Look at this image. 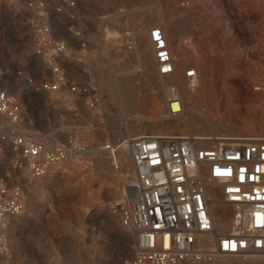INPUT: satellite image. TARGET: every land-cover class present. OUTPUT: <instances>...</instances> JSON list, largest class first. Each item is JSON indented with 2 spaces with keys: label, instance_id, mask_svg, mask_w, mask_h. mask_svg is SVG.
<instances>
[{
  "label": "rangeland",
  "instance_id": "obj_1",
  "mask_svg": "<svg viewBox=\"0 0 264 264\" xmlns=\"http://www.w3.org/2000/svg\"><path fill=\"white\" fill-rule=\"evenodd\" d=\"M61 1L63 0H0V66L4 74L3 81L5 82L10 77L8 86L2 81V89L7 90L13 95L9 91V86L15 88L18 82L21 81L25 82L33 92L24 106L21 103V99L13 95L22 107L20 123L26 125L25 131H21L22 133L16 131V133L29 136L38 141H45L48 144L51 136L59 138L61 143L65 142L67 138H74L77 144H83L82 146L86 148V151L89 146V140L96 144L97 147L102 148L105 144H116L123 141L135 132H139L140 135L163 133L165 131V119L152 120L156 126V129L153 131L145 125L146 123L143 120L138 119L142 114L150 115L146 111L140 113L139 111L126 112L128 117L132 119V123L127 125L126 130L119 131V129L123 128L122 126L126 122L125 117L122 115L124 111L121 110L120 106L122 98L127 97L133 101H139L140 99L149 100L156 93V89L151 84L150 77L147 75L144 66L137 55L134 54L135 42L137 40L136 31L134 30H136V25L140 23L142 18H149L151 15L154 18L152 19V24L147 26V29H151L154 26L168 27L163 14L165 12L164 0H69L74 6H72L73 8L62 9V12L64 11L67 14L66 19L59 17L61 14L59 10L62 7ZM168 1L175 2L176 0ZM204 1L177 0L175 2L177 6L183 7L186 10L176 16L185 15V17L188 16L190 19L195 20L193 25L190 21L189 27H186L185 39L183 41L185 43L191 41L202 42L205 54H210V56L216 54L219 58L223 59L221 63L223 66H218L215 62L212 64L214 75L209 76L208 79L214 85L219 81L218 72L224 71L228 73L233 68L232 64L243 69L237 76L230 77L226 74L222 77L223 79H231L228 84H225L229 89V94H227L229 100L233 101L238 109L242 108V111H244L243 107L247 104L246 98L261 93L262 90L260 88L264 86V8L262 7L264 6V2L259 0ZM242 4L245 8L241 7ZM197 19L199 22L196 21ZM153 22L155 23L153 24ZM43 26L50 28L51 33L48 35L47 41L52 44L64 43L66 48H68L69 33L77 37L79 45L71 51V58L73 59L63 62L59 57L55 58L54 50L51 47L43 51V57L36 56L41 45L40 30ZM106 32L108 33L107 35ZM167 33L173 55L175 54L176 64L178 63L177 69H182L185 86L192 91L184 73L186 69L197 66L196 59L187 45V52L184 54L185 60L187 59L186 64L184 66L179 65L180 56L171 39L169 29ZM123 38H125V41ZM238 46H241L240 49H238ZM150 47L154 57L151 43ZM193 51H196V49ZM28 56L31 58L28 59ZM34 62L37 63V67L34 66ZM74 63L76 64L74 65ZM56 66L65 72L70 81V86H62L58 93L62 92L65 96L61 100L57 99V104L50 106L51 104L48 99L43 97L42 99L38 96V94L50 93L38 91V87L31 86L29 81L33 80L39 85L41 82L53 80L51 69ZM252 66L253 68H251ZM71 86H75L77 90L72 91ZM22 88L23 86H19L17 90H14V93H20L23 90ZM197 88H199V85ZM215 88L218 106L222 107L226 95L221 93L219 83L215 85ZM47 97H50V95ZM206 101L207 99L202 93V101L197 104V111H195L197 122L199 124L207 123L206 126L195 130L192 124H187L180 131L177 128H171L168 133H184L192 136L206 137L208 135L200 134H204L203 132H205L210 134L209 137H212L216 130V122L223 119V117L221 111L214 113L210 110L209 103ZM255 109L256 107L252 106L248 111L256 114L259 113V109ZM238 114H241V112H238ZM87 121L90 122L88 123ZM166 121L168 122V120ZM173 122L176 123L175 119ZM77 128L80 129L76 130ZM5 131L14 132L15 130L5 128ZM232 132L238 136H257V133H250L243 127H237ZM197 133L199 135H196ZM263 134L264 131L258 133V136ZM4 151L5 149H3L0 155ZM87 152L76 154L77 164L67 166L64 164V167L61 166L59 170H53V172H63V176L59 179L56 178L55 182L42 192L41 190H37L33 193L22 182H18L14 177H11L9 165L0 166V180L4 181L2 185L22 190L23 212L26 209V212L30 216L27 221L20 223L15 228L9 249L4 250L7 259L5 258L0 264H132L136 256L137 244L130 243L133 252L130 256L126 257L125 249L127 242H123L125 241L123 237L115 234L116 230L109 228L105 217L108 213L112 212L116 215L113 211V206L126 202L121 197V192L127 189L126 185H129V183L121 180L120 176H127L132 174V172L121 169L120 173H114L111 165L107 166L112 163L107 153L104 155L105 160L99 161L97 154ZM18 161L19 158L15 157L12 161L13 166L11 164V167L18 169ZM29 175L32 177L30 173ZM96 176L98 178H95ZM103 177L107 178L104 180ZM73 179L76 181L74 182ZM29 205L31 206L30 208ZM230 210V219L232 220L233 209L231 208ZM116 216L118 223L121 224L120 217ZM102 217L105 218L103 219ZM127 231L136 239L137 235L134 231L131 229H127Z\"/></svg>",
  "mask_w": 264,
  "mask_h": 264
},
{
  "label": "built area",
  "instance_id": "obj_2",
  "mask_svg": "<svg viewBox=\"0 0 264 264\" xmlns=\"http://www.w3.org/2000/svg\"><path fill=\"white\" fill-rule=\"evenodd\" d=\"M63 8L74 6L61 1ZM51 30L41 27V45L36 56L43 57L48 47L55 58L65 51L64 43L47 41ZM158 73H175V58L166 32L160 26L149 31ZM53 80L29 83L43 93H55L70 81L59 67L51 69ZM190 87L199 85L198 70L184 73ZM0 66V120L20 123L22 107L2 89ZM76 91L75 86H71ZM171 98L169 114L177 116ZM201 139L182 133L143 134L102 146L113 164L121 148L132 152L136 167L133 186L137 199L132 206L118 203L113 211L121 225L137 235V252L132 264H210L221 255L264 254V135L227 136L209 148L199 146ZM8 147L19 156L17 168L27 167L33 178H43L59 169L73 151L86 153L74 138L50 146L29 136L6 132L0 127V153ZM221 190L223 201L233 208L231 231L218 234L210 213V188ZM24 210L20 188L0 185V252L6 243L7 218Z\"/></svg>",
  "mask_w": 264,
  "mask_h": 264
},
{
  "label": "bare ground",
  "instance_id": "obj_3",
  "mask_svg": "<svg viewBox=\"0 0 264 264\" xmlns=\"http://www.w3.org/2000/svg\"><path fill=\"white\" fill-rule=\"evenodd\" d=\"M177 1V0H176ZM175 1V2H176ZM193 2L196 0H192ZM201 1V0H200ZM204 1V0H203ZM206 1V0H205ZM204 1V2H205ZM211 1V0H210ZM222 1V0H221ZM220 1V2H221ZM243 1V0H242ZM249 1V0H248ZM259 1H263L264 0H259ZM164 8H165V12L164 14V20L167 24L168 27L163 28L164 31L167 33V30L169 29V32L171 33V39L173 40V43L175 44L176 47V51L179 54V65H185L186 64V60H185V56L184 54L187 52V45L189 46L193 56L196 59L197 62V66L195 67L198 70V79H199V88H195L189 90L186 86H185V80L183 79L184 76H182V69L178 70L177 69V64L175 61V67H176V71L173 75L171 76H161L159 75L158 71H157V65L155 63V57H153L152 52H151V47H150V43L151 40L149 38V31L150 29H147V26L152 24V19L154 18L152 15L149 18H142L140 23H138L136 25V35H137V40L135 42V53L137 55V57L139 58L141 64L144 66L145 71L147 73V75L150 77V82L151 84L154 86V88L156 89V93L154 96H151L152 98L149 100L146 99H140L139 101H133L127 97H124L121 99V110L124 111V113L122 114L125 119L126 122L124 124V126H122L123 128L119 129V131H122L123 129H127V125L129 123H132V119L128 117V115L126 114V112H135V111H139L143 112H149L150 115L147 116L143 115L140 116L138 119L143 120V122H145L148 128H150L152 131L156 129L155 124L152 122V120L155 119H160V120H164V128L165 131L163 133L160 134H168V132H170L171 128H177L179 129V131L183 128H185V126H187V124H192L194 129H201L203 126H206V124H199L197 122V119L195 117V111H197V104L199 102L202 101V93L203 95H205L207 101L209 103V108L210 110H212L214 113H218L221 111L222 113V117L223 119H221L220 121L218 120L216 123V130L215 133L212 135V137H209V133H205L204 134L200 133L201 135H208L206 137H198L195 136L199 139H201L202 141H200L198 143L199 146H202L204 148H209L212 147L215 143L216 140L220 139V138H225L227 136H234L237 134H234L232 131L233 129L237 128V127H243L246 128L250 133L256 134L258 136V133H261L264 131V86H262V88H260L261 93L256 94L252 97H245L247 99V104L242 108H239L236 106V104H234L233 101H230L227 94H229V89L228 86L225 84H228V82H230V80L228 78H224L222 76H225L226 74L229 75L230 77L232 76H237V74L239 75V73H241L243 71V69L240 67H236L235 65L232 64L233 68L230 69V71L228 73L223 72H218V77H219V81L217 83L220 84V90L221 93L225 94V102L222 105V107L218 106L217 103V98L215 95L216 92V88L215 85L217 83L211 82L208 77L211 75H214V72L212 71V64L215 62L216 64H218V66H223V64H221L223 62L222 58H219V56H217L216 54H213L210 56L205 54L203 52L204 47H203V43L202 42H189V43H185L183 40L185 39V30L186 27H189V23L190 21L193 23H195L194 19H190L188 16L185 17V15L183 16H176L177 14H179L180 12L184 11L185 8L177 6L175 4V2L173 1H166L164 0ZM190 2V1H189ZM198 2V0H197ZM233 2V1H232ZM180 3V2H179ZM223 3V2H222ZM251 3V2H250ZM249 3V4H250ZM59 4V3H57ZM187 4V3H186ZM190 4V3H189ZM192 4V3H191ZM209 4V3H208ZM248 4V3H247ZM263 4V3H261ZM203 5V4H202ZM239 5V4H238ZM194 6V5H193ZM192 6V7H193ZM243 6V4L241 5V7ZM207 7V6H206ZM228 7V6H227ZM244 7V6H243ZM248 7V6H247ZM260 7V6H259ZM264 8V6H262ZM261 7V8H262ZM60 8V7H59ZM73 8V7H72ZM245 8V7H244ZM162 9V8H161ZM189 9V8H188ZM199 9V8H198ZM258 9V8H257ZM196 10V9H195ZM247 10V9H246ZM67 11V10H66ZM186 11V10H185ZM198 11V10H196ZM245 11V10H244ZM252 11V10H251ZM261 11V10H260ZM203 12V11H202ZM228 12V11H227ZM238 12V11H237ZM243 12V11H242ZM193 13V12H192ZM204 13V12H203ZM136 14V13H134ZM239 14V13H238ZM241 14V13H240ZM143 15V14H142ZM200 15V14H199ZM118 16V15H117ZM192 16V15H191ZM202 16V15H200ZM199 16V17H200ZM204 16V14H203ZM246 16V13H245ZM60 18L66 19L67 14L63 11L60 15ZM157 17V16H156ZM209 17V15H208ZM73 18V17H71ZM136 18V17H135ZM138 18V16H137ZM141 18V17H139ZM161 19V18H160ZM208 19V18H206ZM205 20V19H204ZM62 21V20H61ZM115 21V20H114ZM135 21V20H134ZM163 21V20H162ZM198 21V19L196 20ZM132 22V21H131ZM161 22V21H160ZM199 22V21H198ZM206 22V21H205ZM204 22V23H205ZM210 22V21H209ZM58 23V22H57ZM106 23V22H104ZM155 22H153L154 24ZM162 23V22H161ZM102 24V23H101ZM116 24V23H115ZM163 24V23H162ZM161 24V25H162ZM130 25V24H129ZM135 25V24H134ZM159 25V24H158ZM164 25V24H163ZM196 25V24H195ZM206 25V24H204ZM218 25V24H217ZM203 26V25H202ZM239 26V25H238ZM237 26V27H238ZM104 27V26H103ZM192 27V26H191ZM212 27V26H211ZM215 27V25H214ZM72 28V27H71ZM101 28V27H100ZM115 28V27H114ZM195 28V27H194ZM207 28V27H206ZM217 28V27H216ZM214 28V29H216ZM105 29V28H104ZM103 29V30H104ZM110 29V28H109ZM116 29V28H115ZM191 29V28H189ZM197 29V28H196ZM205 29V28H204ZM195 30V29H194ZM199 30V29H198ZM114 31V30H113ZM208 31V30H207ZM239 31V30H238ZM241 31V30H240ZM63 32V31H62ZM120 32V31H119ZM202 32V31H201ZM200 32V33H201ZM209 32V31H208ZM222 32V31H221ZM235 32V31H234ZM108 33L106 32V35ZM195 34V33H194ZM229 34V33H228ZM244 34V33H243ZM68 35V34H66ZM208 35V34H207ZM225 35V34H224ZM223 35V36H224ZM245 35V34H244ZM263 35V34H262ZM194 36V35H193ZM221 36V35H220ZM242 36V34H241ZM168 37V35H167ZM229 37V36H228ZM38 38V37H37ZM108 38V37H107ZM120 38V37H119ZM118 38V39H119ZM207 38V37H206ZM112 39V38H111ZM117 39V40H118ZM125 38H123L124 40ZM205 39V38H204ZM201 40V39H200ZM219 40V37H218ZM244 40V39H243ZM242 40V41H243ZM125 41V40H124ZM170 41V40H169ZM212 41V40H211ZM219 42V41H216ZM210 43V41H209ZM212 43V42H211ZM228 43V42H227ZM207 44V43H206ZM216 44V43H215ZM219 44V43H218ZM217 44V45H218ZM226 44V43H225ZM238 44V42H237ZM242 44V43H241ZM79 45V42L77 40V37L74 36L72 33H69L68 36V48H66L65 45V51L59 56V58L63 61V62H67L70 61L71 59V51H73L72 49L74 47H77ZM205 45V44H204ZM211 45V44H210ZM216 45V46H217ZM221 45V44H220ZM174 46V45H173ZM172 46V47H173ZM209 46V45H208ZM222 46V45H221ZM230 46V45H228ZM107 47V46H106ZM120 47V46H119ZM223 47V46H222ZM239 47V46H238ZM241 47V46H240ZM240 47L238 49H240ZM218 48V47H215ZM221 48V47H219ZM226 48V47H225ZM229 48V47H228ZM237 48V47H236ZM196 51H193L195 50ZM212 49V47H211ZM233 49V48H231ZM235 49V48H234ZM245 49V48H244ZM80 50V49H79ZM108 50V48H107ZM111 50V49H110ZM109 50V51H110ZM153 50V49H152ZM172 50V49H171ZM223 50V49H222ZM76 51V50H75ZM113 51V50H112ZM123 51V50H122ZM189 51V50H188ZM77 52V51H76ZM223 52V51H222ZM242 52V50H241ZM106 53V52H105ZM112 53V52H110ZM121 53V52H120ZM123 53V52H122ZM173 53V52H172ZM221 53V52H220ZM241 54V53H240ZM80 55V54H79ZM91 55V54H90ZM96 55V54H95ZM107 55V54H106ZM112 55V54H111ZM175 55V54H174ZM248 55V54H247ZM76 56V55H75ZM74 56V57H75ZM81 56V55H80ZM101 56V54H100ZM246 56V55H245ZM31 58L28 56V59ZM129 58V57H128ZM244 58V57H243ZM38 59V58H37ZM36 59V60H37ZM84 59V58H83ZM105 59V58H103ZM112 59V58H111ZM191 59V58H189ZM239 59V57H238ZM41 60V59H40ZM44 60V59H43ZM76 60V59H75ZM110 60V59H109ZM48 61V60H47ZM77 61V60H76ZM112 61V60H111ZM125 61V60H124ZM195 61V60H194ZM234 61V60H233ZM240 61V60H239ZM244 61V60H243ZM242 61V62H243ZM246 61V60H245ZM36 62V61H35ZM33 63L35 67H37V63ZM40 62V61H39ZM81 62V61H80ZM106 62V60H105ZM115 62V61H114ZM122 62V61H120ZM139 62V63H140ZM238 62V61H237ZM104 63V62H103ZM107 63V62H106ZM111 64V62H109ZM236 63V62H235ZM241 63V62H239ZM49 64V63H48ZM76 63H74L75 65ZM117 64V63H116ZM195 64V62H194ZM242 64V63H241ZM246 64V63H245ZM244 64V65H245ZM250 64V63H249ZM255 64V63H254ZM66 65V64H65ZM119 65V64H118ZM243 65V66H244ZM248 65V64H247ZM192 66V65H191ZM241 66V65H240ZM251 66V65H249ZM112 67V66H111ZM263 67V66H262ZM119 68V67H118ZM247 68V67H246ZM253 68V66L251 67ZM255 68V67H254ZM114 69V68H113ZM120 69V68H119ZM260 69V68H259ZM121 70V69H120ZM252 70V69H251ZM258 70V69H257ZM45 71V70H44ZM118 71V70H117ZM122 71V70H121ZM249 71V70H248ZM252 72V71H251ZM93 73V72H92ZM184 73V72H183ZM30 74V73H29ZM121 74V73H119ZM255 74V73H254ZM262 74V73H261ZM94 75V74H93ZM257 75V74H256ZM229 77V78H230ZM6 78V77H5ZM4 78V79H5ZM94 78V77H93ZM9 79L10 77L4 82V84L8 86L9 83ZM23 79V78H22ZM95 79V78H94ZM25 80V79H24ZM187 81V80H186ZM262 81V80H261ZM263 81H264V73H263ZM232 82V81H231ZM236 82V81H235ZM145 84V83H144ZM187 84V83H186ZM262 84V83H261ZM19 86H23V90L20 93H14L15 89L17 90V88ZM217 87V86H216ZM30 87L25 83V82H21L19 81L18 84L15 86V88L9 86V91L11 93H13V95H15L16 98L21 99V103L24 106V104L28 101L30 95H32V91L29 89ZM77 90V89H76ZM145 91V90H144ZM147 91V90H146ZM36 93V92H35ZM38 93V92H37ZM65 93V92H64ZM76 93V92H74ZM86 93V92H85ZM82 94V93H81ZM37 95V94H36ZM50 97H47L49 96ZM77 95V94H76ZM84 95V94H83ZM38 96H40L39 98H45L48 99L49 103L51 104L50 106H53L55 104L58 103V100L63 99V96H65L64 94H62V92L59 94L57 92L55 93H50V94H41ZM37 96V97H38ZM80 96V95H79ZM42 98V99H43ZM171 98H178L180 101L179 102H175L173 103V108L175 111H179L180 113L177 116H172L169 114V105H170V99ZM58 99V100H57ZM68 99V98H67ZM76 99V98H75ZM78 99V98H77ZM73 100V99H72ZM71 100V101H72ZM222 100V99H220ZM68 101V100H67ZM74 101V100H73ZM240 101V100H239ZM30 102V101H29ZM240 103V102H239ZM30 104V103H29ZM244 104V103H243ZM47 105V104H46ZM252 106L256 107V109H259V113H251L249 110V108ZM202 108V107H201ZM203 109V108H202ZM255 109V110H256ZM82 110V109H81ZM84 110V109H83ZM202 111V110H201ZM253 111V110H252ZM28 112V111H27ZM122 112V111H121ZM238 112H241V114H238ZM256 112V111H255ZM258 112V111H257ZM211 113V112H210ZM220 114V113H219ZM95 115V113H94ZM93 115V116H94ZM199 115V114H198ZM216 115V114H215ZM31 116V115H30ZM208 116V115H207ZM136 117V116H135ZM201 117V116H200ZM204 117V116H203ZM209 117V116H208ZM27 118V117H26ZM82 118V117H81ZM86 119V118H85ZM95 119V117H94ZM176 121V123H174L173 121ZM216 119V118H215ZM219 119V118H218ZM29 120V119H28ZM93 120V119H92ZM134 120V119H133ZM168 120V122L166 121ZM24 121V120H23ZM30 122V121H29ZM32 122V121H31ZM88 122V121H87ZM90 122V121H89ZM88 122V123H89ZM156 122V121H154ZM159 122V121H158ZM209 122V120H208ZM76 123V122H75ZM80 123V122H79ZM87 124V123H84ZM163 124V123H162ZM58 125V124H57ZM138 125V124H137ZM136 125V126H137ZM144 125V124H143ZM65 126V125H63ZM82 126V125H81ZM211 126V125H210ZM0 127H5V128H10V129H14L17 132H21V131H25L24 129L26 128V125L24 123H12L9 120L6 119H2L0 120ZM76 127V126H75ZM74 127V128H75ZM69 128V127H68ZM84 128V127H83ZM112 128V127H111ZM55 129V128H53ZM60 129V128H59ZM80 128H77L76 130H79ZM212 129V128H211ZM56 130V129H55ZM64 130V129H63ZM92 130V129H91ZM95 130V129H94ZM103 130V129H102ZM110 130V129H109ZM149 130V129H148ZM158 130V129H157ZM185 130V129H184ZM190 130V129H189ZM237 130V129H236ZM58 131V129H57ZM66 131V129H65ZM69 131V130H68ZM71 131V130H70ZM75 131V130H74ZM85 131V130H84ZM97 131V130H96ZM172 131V130H171ZM191 131V130H190ZM198 131V130H197ZM203 131V130H202ZM212 131V130H211ZM240 131V130H239ZM61 132V131H60ZM80 132V131H79ZM128 132V131H127ZM125 132V133H127ZM135 132V131H134ZM156 132V131H155ZM159 132V131H158ZM182 132V131H181ZM184 132V131H183ZM214 132V130H213ZM241 132V131H240ZM247 132V131H246ZM22 133V132H21ZM33 133V132H32ZM36 133V132H35ZM38 133V132H37ZM71 133V132H70ZM26 134V133H25ZM31 134V133H30ZM29 134V135H30ZM90 134V133H89ZM96 134V133H95ZM109 134V133H108ZM151 134V133H150ZM153 134V133H152ZM184 134V133H183ZM212 134V133H211ZM36 135V134H35ZM34 135V136H35ZM91 135V134H90ZM89 135V136H90ZM119 135V134H117ZM140 135L139 132H135L131 135H129L128 137H132V136H137ZM196 135H199L198 133ZM264 135V134H263ZM96 136V135H95ZM238 136V135H237ZM249 136V135H248ZM256 136V135H255ZM261 136V135H260ZM50 137V136H49ZM63 137V136H62ZM87 137V136H86ZM127 137V138H128ZM35 138V137H34ZM126 138V139H127ZM85 139V138H84ZM48 141V140H47ZM85 141V140H84ZM89 146L87 149V153H93V154H97V158L99 159V161H104L105 157L104 155L106 154L102 148H99V146L97 147L96 144H94L91 140H89ZM49 145L50 146H54V145H59L61 144L59 138H56L54 136H51L49 138ZM82 143V142H81ZM83 145V144H82ZM86 146V145H85ZM76 154H82L79 152H75L73 151L68 159V161L65 163V166L67 165H73L77 162V155ZM83 156V155H82ZM19 158V156L17 154H13L10 149L8 147L5 148L4 153H2L0 155V166L1 165H9L10 169H9V173L11 177H14L16 181L18 182H22L29 190L36 192L37 190H41V192L43 190H46L52 183L55 182L56 178H62L63 176V172L61 171H56L53 172L51 171L49 174H47L45 177L43 178H34L30 177L29 172H28V168L25 166L22 169H16L15 167H11V164L13 163V159L14 158ZM84 158V157H83ZM109 160V159H108ZM95 161V160H94ZM110 161V160H109ZM82 162V160H81ZM93 163V162H92ZM77 164V163H76ZM95 164V162H94ZM102 165V164H101ZM112 167L114 173L117 172L120 173V170H126V171H131L132 174H129L127 176H120L121 180H124L126 182L129 183V185H126L127 189H124L123 192H121V197L123 199L126 200L127 204L129 206H132V204L136 201L137 199V193L135 192L133 186L135 184V178H136V167L133 161V156H132V152L130 151V149L127 146H124L123 148H121L118 152L117 155V163L116 165L111 163L107 166ZM13 166V164H12ZM64 167V166H63ZM104 167V166H103ZM61 168V167H60ZM94 168V166H93ZM108 168V167H107ZM6 169V167H5ZM66 169V168H65ZM96 169H98L96 167ZM102 169V168H101ZM111 169V170H112ZM2 170V169H1ZM59 170V169H58ZM3 171V170H2ZM5 171V170H4ZM8 171V170H7ZM75 172V171H74ZM73 172V173H74ZM103 172V171H102ZM99 172V173H102ZM108 172V171H107ZM70 173V172H69ZM97 173V172H96ZM104 173V172H103ZM125 173V171H124ZM67 174V173H65ZM82 174V173H81ZM107 174V173H106ZM83 175V174H82ZM95 175V174H94ZM110 175V174H109ZM66 176V175H65ZM74 176V175H72ZM78 176V175H77ZM102 176V175H101ZM112 176V175H111ZM76 177V176H75ZM74 177V178H75ZM100 177V174H99ZM119 177V176H118ZM117 177V178H118ZM68 178V177H66ZM84 178V177H83ZM95 178H98L97 176ZM93 178V179H95ZM104 180L107 177H103ZM115 178V177H114ZM11 180V179H10ZM14 180V181H15ZM64 180V179H63ZM87 180H89L87 178ZM86 180V181H87ZM97 180V179H96ZM95 180V181H96ZM111 180V179H110ZM74 181V179H73ZM76 181V180H75ZM74 181V182H75ZM85 181V180H84ZM94 181V180H93ZM13 182V180H12ZM113 182V181H112ZM4 183V181L0 180V185H2ZM70 183V181H69ZM77 183V182H76ZM75 183V184H76ZM83 183V182H82ZM86 183V182H85ZM91 183V182H90ZM97 183V182H96ZM104 183V182H103ZM108 183V182H107ZM122 183V182H121ZM116 184V183H115ZM73 185V184H72ZM87 185V184H86ZM91 185V184H90ZM104 185V184H103ZM102 185V186H103ZM108 185V184H107ZM115 186V185H114ZM125 186V185H124ZM23 187V186H22ZM109 187V186H108ZM104 188V187H103ZM117 188V187H116ZM98 189V188H97ZM100 189V188H99ZM115 189V188H114ZM73 190V188H72ZM76 190V189H75ZM87 190V189H86ZM96 190V189H95ZM94 190V191H95ZM117 190V189H116ZM71 191V190H70ZM88 191V190H87ZM105 191V190H104ZM75 192V191H74ZM78 192V190H77ZM96 192V191H95ZM117 192V191H116ZM72 193V192H71ZM100 193V192H99ZM112 193V190H111ZM31 194V193H30ZM73 194V193H72ZM76 194V193H75ZM79 194V193H78ZM108 194V193H107ZM53 195V194H52ZM59 195V194H58ZM36 196V195H35ZM82 196V195H80ZM99 196V195H97ZM95 196V197H97ZM40 197V196H39ZM88 197V196H87ZM100 197V196H99ZM209 197L211 199V203H210V213L212 216V219L214 221L215 227H216V231L218 234H226L229 233L231 231V219H230V212H231V206L226 204L223 201L222 198V194H221V190H219L218 188H210L209 189ZM104 198V197H103ZM107 198V197H106ZM25 199V198H24ZM35 199V198H34ZM45 199V198H44ZM48 199V198H47ZM56 199V198H55ZM27 200V199H26ZM38 200V199H37ZM88 200V199H87ZM47 201V200H46ZM93 201V200H92ZM27 202V201H26ZM125 202V203H126ZM29 203V202H28ZM37 203V202H36ZM122 203V202H121ZM26 204V203H25ZM90 204V203H89ZM94 204V203H93ZM96 204V203H95ZM112 204V203H111ZM126 204V205H127ZM31 205V204H30ZM29 205V208L31 207ZM33 205V204H32ZM35 205V204H34ZM43 206V205H42ZM86 206V205H85ZM91 206V205H90ZM34 207V206H33ZM96 207V206H95ZM28 208V206H27ZM90 208V207H89ZM233 209V208H232ZM29 210V209H28ZM27 210V211H28ZM31 210V209H30ZM34 211V210H33ZM32 211V212H33ZM42 211V209H41ZM110 212H112L111 210H109ZM36 212V211H35ZM34 213V212H33ZM84 213V212H82ZM88 214V212H87ZM100 214V213H99ZM106 215V214H104ZM29 214L25 211L18 216H10L7 218V226H6V231H5V239L6 243L4 246V250H8L9 249V244L11 243V240L13 238L14 235V231L15 228L22 222L27 221L29 219ZM84 217V215H83ZM106 220L108 221L109 224V228H112L114 230H116L115 234H118V236H122L123 239L125 241L123 242H127L126 244V249H125V256H130L133 252V249H131L130 247V243H136L137 244V237L135 239V237L131 236V234L127 231V228H123V226H121V224L118 223L117 220V216L112 213H108L106 216ZM104 217V218H105ZM103 218V217H102ZM103 218V219H104ZM85 220V219H84ZM103 220V221H106ZM33 221V220H32ZM28 223V222H27ZM87 223V222H86ZM25 226V225H24ZM23 226V227H24ZM22 227V226H21ZM105 228V227H104ZM18 231V229H17ZM16 231V232H17ZM111 231V230H110ZM83 233V232H82ZM81 233V234H82ZM85 234V233H84ZM111 234V233H110ZM114 238V237H113ZM122 240V239H121ZM95 241V240H94ZM116 241V240H114ZM118 242V240H117ZM111 243V242H110ZM114 243V242H113ZM121 243V242H120ZM116 245V244H114ZM137 246V245H136ZM135 246V247H136ZM94 247V246H93ZM123 250V249H122ZM121 251V250H120ZM6 256H5V252L2 251L0 252V262H3L5 260ZM7 259V258H6ZM84 262V261H83ZM125 263V262H124ZM123 264V263H122ZM210 264H264V255L261 254H255V255H248V256H244V257H238L236 255H221L218 256L214 262L210 263Z\"/></svg>",
  "mask_w": 264,
  "mask_h": 264
}]
</instances>
